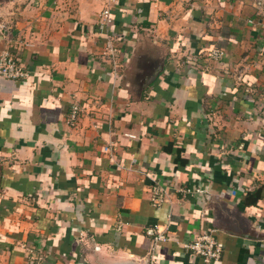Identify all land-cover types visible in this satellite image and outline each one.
I'll use <instances>...</instances> for the list:
<instances>
[{
	"label": "crops",
	"instance_id": "0c3cea01",
	"mask_svg": "<svg viewBox=\"0 0 264 264\" xmlns=\"http://www.w3.org/2000/svg\"><path fill=\"white\" fill-rule=\"evenodd\" d=\"M0 23L28 73L0 77V264H207L203 233L264 264V0H0Z\"/></svg>",
	"mask_w": 264,
	"mask_h": 264
},
{
	"label": "built area",
	"instance_id": "2783aa9c",
	"mask_svg": "<svg viewBox=\"0 0 264 264\" xmlns=\"http://www.w3.org/2000/svg\"><path fill=\"white\" fill-rule=\"evenodd\" d=\"M103 17L106 22L112 20L111 12L106 9L103 12ZM9 29L6 23H0V30L7 31ZM28 45V43L26 44ZM210 56L214 58H220L224 55V51L221 48H212L207 51ZM27 71L22 67L18 57L12 53L9 49H5L0 53V77L9 79H20L27 76ZM80 107L74 104L71 113V123L74 124L79 116ZM130 136H135L129 134ZM166 191L159 184L156 183L152 187V201L155 205H161L166 200ZM158 233L154 237V243L157 245L160 242L168 240V236L161 231L157 230ZM185 248L190 250L192 253L201 256L207 264L217 263L221 257L224 248V244L219 241L212 233H203L194 237L191 241L184 244Z\"/></svg>",
	"mask_w": 264,
	"mask_h": 264
},
{
	"label": "trees",
	"instance_id": "16d2710c",
	"mask_svg": "<svg viewBox=\"0 0 264 264\" xmlns=\"http://www.w3.org/2000/svg\"><path fill=\"white\" fill-rule=\"evenodd\" d=\"M261 198V194H260V190L258 191H253V192H249L247 197H246V203L248 204H252L257 202V200Z\"/></svg>",
	"mask_w": 264,
	"mask_h": 264
}]
</instances>
